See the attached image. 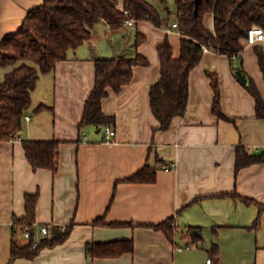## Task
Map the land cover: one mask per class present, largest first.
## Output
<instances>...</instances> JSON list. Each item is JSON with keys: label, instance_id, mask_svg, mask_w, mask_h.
I'll use <instances>...</instances> for the list:
<instances>
[{"label": "crops", "instance_id": "crops-1", "mask_svg": "<svg viewBox=\"0 0 264 264\" xmlns=\"http://www.w3.org/2000/svg\"><path fill=\"white\" fill-rule=\"evenodd\" d=\"M42 2L0 0V41ZM161 17L160 27L141 21L117 30L101 21L90 40L39 75L19 140L0 141V264L9 263L12 219L25 215V195L33 193H38L35 236L44 237L42 225L70 231L65 240L42 248L33 258L10 264H206L208 258L211 264H264V163L235 171L238 145L250 152L264 149V117L256 115L254 98L230 67L240 60L246 83L251 79L264 100L256 54L257 46L264 50V41L246 44L232 62L213 50L204 53L189 74L186 112L160 130L149 103L150 87L160 75L157 46L167 37L177 57L181 37L171 27L177 15L172 22ZM204 24L213 30L211 13ZM132 26L146 37L135 51L148 63L135 65L130 82L117 93L108 88L102 99L103 112L115 118V137L106 141L104 128L78 126L94 84L95 59L100 57L85 51L102 40L101 33L113 36ZM150 36L153 41H148ZM207 72L217 75L220 107L227 118L212 111ZM40 104L51 109L35 111ZM23 139L59 140L57 171L34 170ZM146 163L156 169L155 181H125ZM98 218L105 224L94 223ZM169 218L175 224L172 239L153 227ZM116 221L132 225L108 224ZM194 229L199 233L192 236ZM121 239L133 241L131 252L114 257L86 254L87 243ZM186 244L190 246L177 249Z\"/></svg>", "mask_w": 264, "mask_h": 264}, {"label": "trees", "instance_id": "trees-1", "mask_svg": "<svg viewBox=\"0 0 264 264\" xmlns=\"http://www.w3.org/2000/svg\"><path fill=\"white\" fill-rule=\"evenodd\" d=\"M173 1L177 11L176 30L181 36L179 55H173V47L167 37L158 44L160 75L149 90L151 111L158 121L156 129L160 130L167 129L173 117L186 112L189 74L203 57L201 45L210 46L232 61L233 55L240 56L244 49L248 29L253 24L264 28V0H244L242 3L241 0H200L197 7L194 0ZM207 13L213 16V30L207 29L204 24ZM129 18L134 23L147 21L157 27L162 25L161 14L150 0H43L30 9L21 26L0 41V141L9 140L22 129L24 116L31 105V92L41 73L53 70L58 61L66 59L69 50L90 40L99 22L103 21L117 30ZM136 35L138 45L145 36L138 31ZM256 54L264 78V50L257 46ZM147 63L148 59L141 54L134 57H97L94 84L85 100L79 129L88 125L100 129L113 127L115 118L103 112L102 99L107 95L108 88L117 93L130 82L135 65ZM238 70L244 74L241 68ZM207 76L213 89L212 111L219 118H227L220 107L217 75L207 72ZM245 87L254 98L256 115L264 117V100L256 84L249 79ZM43 109L51 107L40 104L34 110ZM22 144L34 170L46 168L53 173L57 171L59 140L23 139ZM254 163H264V149L250 152L245 146L238 145L235 171ZM155 176L156 169L146 163L125 181L153 182ZM37 195L26 194L25 215L12 219L13 238L8 264L17 258L31 259L42 248L62 242L69 234V227L63 230L52 227L50 236L41 237L36 246L32 245L36 237L33 222ZM245 201L248 202V198ZM258 220L257 217L253 225H257ZM94 223L105 224L101 218ZM108 224L132 225L122 221ZM24 226H28L33 235L30 240L21 243L17 233ZM153 227L163 230L169 239L173 238L175 224L172 218ZM132 250L131 239L86 244V254L90 257H114Z\"/></svg>", "mask_w": 264, "mask_h": 264}, {"label": "rangeland", "instance_id": "rangeland-1", "mask_svg": "<svg viewBox=\"0 0 264 264\" xmlns=\"http://www.w3.org/2000/svg\"><path fill=\"white\" fill-rule=\"evenodd\" d=\"M150 1L159 10V12L162 14L164 19H166V21L172 22L174 19H176L177 11L173 0H150ZM166 6L168 7V10L165 9ZM152 26L156 27L154 25ZM97 30L100 32V26L99 28L97 27ZM94 31H96V29ZM123 32L126 33L125 36H123ZM123 32L115 31L113 36L111 34L108 37L104 36V34L101 33L100 35L102 40H100L97 43L95 42L92 45L86 47L85 53L87 55H98L100 57H117V56L134 57L137 54L135 49L136 47L139 46V44L136 45V40L138 39L136 35L137 28L136 26L126 27L125 31ZM110 38L111 40H109ZM149 38L150 40L148 41H153L151 36ZM230 67L232 68L233 74L237 76V72L239 71L238 68L242 69L240 65V60L233 61ZM86 127L90 129L93 128L92 125H88Z\"/></svg>", "mask_w": 264, "mask_h": 264}, {"label": "built area", "instance_id": "built-area-1", "mask_svg": "<svg viewBox=\"0 0 264 264\" xmlns=\"http://www.w3.org/2000/svg\"><path fill=\"white\" fill-rule=\"evenodd\" d=\"M126 25H132L134 24V20L132 18H129L125 21ZM172 28H176L177 27V23L173 22L171 24ZM260 41H264V28L260 25H256L253 24L247 31V36H246V44H254L256 42H260ZM201 48L203 50V53H206L210 50H212V48L208 45H201ZM236 59V55H233V60ZM24 120H29V116L26 114L24 116ZM104 132H105V140L106 141H110L113 140L115 137V131L112 129L111 126H105L104 127ZM11 140H19V137L17 134H15L13 137L10 138ZM171 166H164V168L168 169ZM51 225H42L39 227V232L40 235L42 236H47L50 232H51ZM32 232L30 230V228L28 226H24L22 228V230L20 231V237L22 239H24L25 241L30 240V238L32 237ZM39 238L35 237L32 241V245L36 246L38 244ZM189 244H186L185 246H177L178 250H181L183 247H189ZM212 263V259L208 258L206 261V264H211Z\"/></svg>", "mask_w": 264, "mask_h": 264}, {"label": "water", "instance_id": "water-1", "mask_svg": "<svg viewBox=\"0 0 264 264\" xmlns=\"http://www.w3.org/2000/svg\"><path fill=\"white\" fill-rule=\"evenodd\" d=\"M200 0H194L195 2V7H197L198 3H199ZM244 0H241L240 3H242ZM237 78L238 80L240 81L241 84H246V81H247V78L245 77V75L241 72V71H238L237 72ZM99 130V128H98ZM97 130V131H98ZM195 233H199L198 230L194 229L191 231V235L193 236Z\"/></svg>", "mask_w": 264, "mask_h": 264}]
</instances>
